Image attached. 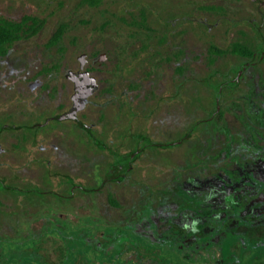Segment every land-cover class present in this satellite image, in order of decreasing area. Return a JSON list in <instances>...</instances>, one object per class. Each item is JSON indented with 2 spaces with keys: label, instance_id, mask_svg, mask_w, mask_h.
I'll use <instances>...</instances> for the list:
<instances>
[{
  "label": "rangeland",
  "instance_id": "rangeland-1",
  "mask_svg": "<svg viewBox=\"0 0 264 264\" xmlns=\"http://www.w3.org/2000/svg\"><path fill=\"white\" fill-rule=\"evenodd\" d=\"M26 15L42 28L0 54V178L11 187L0 189V264L16 254L21 264H86L98 243L121 264H173L172 254L186 264L264 262V10L253 0H0V17ZM234 43L255 52L238 77ZM69 70L97 79L77 117L105 146L126 153L131 133L179 142L146 148L123 181L82 193L95 175L100 184L111 156L76 120L46 124L72 106ZM225 80L234 85L221 86L215 113L204 82ZM35 187L55 196L13 190ZM69 190L70 202L60 198ZM50 226L69 229L73 253Z\"/></svg>",
  "mask_w": 264,
  "mask_h": 264
},
{
  "label": "trees",
  "instance_id": "trees-1",
  "mask_svg": "<svg viewBox=\"0 0 264 264\" xmlns=\"http://www.w3.org/2000/svg\"><path fill=\"white\" fill-rule=\"evenodd\" d=\"M43 24H44L43 20L38 19L34 16H30V15L24 16L19 21H14V20H10V19L0 17V54L5 55L8 51V48L14 42L18 41L23 35L31 36V35L36 34L42 28ZM61 34H62V27H60L54 33V35L50 38L48 44L53 45L57 41H59ZM211 48H212L211 50L214 51V53H217L219 55L225 54L224 50L217 49L214 46H212ZM231 52L244 58L243 62L239 64L237 70H241L247 62L251 63V64H249L250 65L249 67L252 66V62H254L253 51L251 49H249L248 46H246L245 44H242V43H234L231 47ZM204 83L206 84L207 87H209L213 91V95L215 97L214 98L215 103H216V99L221 98V95H222L221 91H220L221 86L223 89L227 90L228 85H234V82H232L230 80H225V81H223L217 85H211V84H209L208 81L204 82ZM124 105H126V103ZM129 113L133 114L132 117L135 114L132 112H129ZM220 117H221V113L217 114L215 120L218 122L221 121ZM210 120L206 119V121H204L202 123V125L212 123V121H210ZM73 122L76 124V126L78 128H80L81 130H84L85 132H87V134H89L88 136L91 137L92 142L97 147H99L101 150L109 151V153H110L109 155L111 156V161L108 163L109 168L107 167L108 169L104 172V175H103L104 179L108 178V176L110 175L109 169L112 168L114 170L120 171V167H119L120 165L127 166L129 161H131L133 163L144 153L146 148H153V149L171 148V145H165V146L161 147L159 145L152 144L151 140L146 135H143L140 133H138V134L137 133H131V134H129V137L134 141V147L126 153H120V152L119 153H115V152L112 153L111 148L109 146H105L97 138H95L92 135L89 128L78 123L77 121H73ZM3 125L4 124L0 125V129H3ZM28 128H31V126H29ZM37 128H39V127H37ZM195 128H197V127L194 126L193 129H195ZM12 129L10 128L9 130H12ZM184 136L186 137V139H188L190 137L187 134H185ZM23 137L27 138L28 135H24ZM137 150H140V152L138 154H136L134 156V158L129 160L128 157ZM69 180L71 182V179H69ZM2 187H3L2 181H0V189H2ZM257 259H258L257 256H251L247 259V264H252L253 262H254V264H264V262L256 261Z\"/></svg>",
  "mask_w": 264,
  "mask_h": 264
},
{
  "label": "flooded vegetation",
  "instance_id": "flooded-vegetation-1",
  "mask_svg": "<svg viewBox=\"0 0 264 264\" xmlns=\"http://www.w3.org/2000/svg\"><path fill=\"white\" fill-rule=\"evenodd\" d=\"M255 3H256V5H257V10H258V12L259 13H263V10H264V0H253ZM253 20V19H252ZM263 23H264V19H261V22H260V24H258V25H256V30H257V33H258V42L259 43H264V34L262 33V30H263V27H264V25H263ZM255 55V52L253 51V56ZM247 63H249V62H247ZM246 63V64H247ZM246 64H245V66H246ZM249 64H251V63H249ZM244 66V67H245ZM230 81H232V80H230ZM228 86H231V85H228ZM78 123H80V124H82V125H84L80 120H78L77 121ZM160 146V145H159ZM111 151H112V153L113 152H115V153H119L117 150H115V149H113V148H111ZM108 153H109V151H107ZM110 154V153H109ZM132 155V154H131ZM130 155V156H131ZM132 158H134V157H132ZM132 158H129L128 157V159L130 160V159H132ZM132 162L131 161H129V163L127 164V166H125V165H120L119 167H120V171H117V170H114V169H109V176H108V178H103V175L101 176V175H99V174H97L98 176H99V179H100V184L98 183V181H97V176L95 175V181H96V185L93 187V186H89V187H85V186H83V185H78L79 187H81L82 189H83V192L82 193H85V194H87V192H96L100 187L99 186H101V185H103L104 183H108V182H118V181H123L124 179H125V177L127 176V174L129 173V171L131 170V167H132ZM108 168H109V164H108V166H107ZM112 167V166H111ZM107 168V169H108ZM120 178V179H119ZM0 181H2V185H3V187H2V189H4V190H7V189H9V188H11V187H9L7 184H5L4 182H3V180L0 178ZM68 182L70 183V180L68 179ZM77 187V186H76ZM13 190H16V191H18L20 194L19 195H21V196H23V194L21 193V192H27L28 191V193L26 194V196L25 197H27V196H29V193L31 192V193H33V192H35V193H37V194H39L40 195V198L41 199H43V202L46 200L45 199V197H44V195H46V196H49L50 194L51 195H54V194H52V193H50V192H48V191H42L41 189H39L38 187L36 188H28V189H18V188H13ZM55 196V195H54ZM57 196V195H56ZM39 197V196H38ZM58 197H60L59 195H58ZM70 197H71V190H69V193L67 194V195H62L60 198L62 199V198H64V200H65V198L66 199H68V202H70ZM52 229V231H55L57 234H59V236L62 238H64V239H67V240H65L64 242L62 241V243H63V251H65V250H68V251H70L71 253H73V250H74V246L73 247H71L72 245L70 244V239L68 238L69 236H70V234L68 233V230L69 229H67V231H66V233H67V236L65 237L64 235H63V233H62V231L60 230V229H58L56 226H50V227H48L47 228V234H49V231ZM51 232V231H50ZM137 238H138V240L139 241H141V242H143V243H145L146 245H148V246H151V247H156V248H158L159 249V251H160V253H164V254H167V252H166V248H165V245L164 244H158V243H154V244H151V243H148L146 240H142L140 237H138V236H136ZM88 241L90 242L91 241V239L89 238L88 239ZM164 241V240H163ZM99 245H100V243H98L97 244V248H96V253H91V254H89V255H86V264H92V262H91V258L92 257H96L97 258V260H103V261H107V260H111L112 262H113V264H121V260L119 259V258H117V257H115V258H113L112 259V257H110V256H104V255H101V254H99L98 253V251H99ZM17 250H22L21 248H18ZM259 250H256V252H258ZM16 259H17V262H15V264H21V259H20V256L18 255V254H16L15 256H14ZM249 257H251V256H248L246 259H244V260H241L238 264H247V259L249 258ZM172 258H174V262H173V264H186V263H184L178 256H177V254H172ZM64 259V258H63ZM87 259L89 260V263H87ZM70 261H71V258H70ZM69 262V258H65L64 260H63V262L61 263V264H69L68 263ZM4 264H11V263H9V262H7V261H4ZM12 264H14V263H12ZM252 264H254V262L252 263Z\"/></svg>",
  "mask_w": 264,
  "mask_h": 264
},
{
  "label": "water",
  "instance_id": "water-1",
  "mask_svg": "<svg viewBox=\"0 0 264 264\" xmlns=\"http://www.w3.org/2000/svg\"><path fill=\"white\" fill-rule=\"evenodd\" d=\"M85 56H86L85 54H82L79 57V62H80L81 68L86 63V59H84ZM103 59L104 58L100 57V56L98 58H96L97 64H100ZM247 65H249V63H247L246 66ZM245 67H243L241 70H239L237 77L245 69ZM66 78L68 80H70L74 86V92L71 95L72 106L69 110H67L61 114L55 115L54 117L47 118L46 124L51 120H58V121L76 120V121H78V117H77L78 112L85 108L87 101H88V98L95 92V90L98 87L96 77L93 75H90V72L88 70L77 71V72L69 70L66 74ZM232 82H234V80H232ZM220 91H221V88H220ZM219 109H220V104H219V99H217V109H216L215 113H217ZM209 119H212V117H210ZM44 125H45L44 123L35 124V126H44ZM84 126L87 128L89 127L85 124H84ZM178 142L179 141H174V142H170L167 144H161V145H173V144H176ZM139 152H140V150H137L136 153H133L131 156H129V158L134 157Z\"/></svg>",
  "mask_w": 264,
  "mask_h": 264
}]
</instances>
